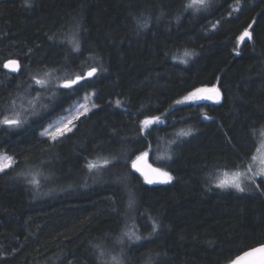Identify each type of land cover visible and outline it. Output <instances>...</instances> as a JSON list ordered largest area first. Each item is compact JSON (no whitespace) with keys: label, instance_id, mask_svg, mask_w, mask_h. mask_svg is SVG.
Here are the masks:
<instances>
[{"label":"trees","instance_id":"1","mask_svg":"<svg viewBox=\"0 0 264 264\" xmlns=\"http://www.w3.org/2000/svg\"><path fill=\"white\" fill-rule=\"evenodd\" d=\"M230 2L212 0L207 13L180 15L182 0H34L32 8L24 0H0V62L16 58L22 66L18 75L0 68V105L35 95L38 86L29 89L35 74L52 70L60 78L50 85L55 99L48 109L21 129L0 128V153L17 162L0 174V264H96L92 244L126 230L119 216L108 214L111 200L123 212L130 192L139 211H150L164 227L143 246L125 248L126 264H145L149 256L152 264H231L264 244V196L213 186L237 151L252 149L250 127L264 124V0H246L238 18L227 16ZM161 10L158 22L136 30L134 16L154 18ZM249 24L253 40L245 39L237 56V39ZM75 31L81 53L71 50ZM53 34L55 42L48 39ZM185 48L198 54L187 66L169 59ZM94 65L107 71L92 88L72 93L54 86ZM212 86L221 91L220 103L175 104L195 88ZM92 92L98 107L63 142L40 135ZM117 99L126 110L115 106ZM205 113L212 119L204 120ZM152 115L166 123L148 137V158L154 167L165 165L170 183L148 185L130 166L146 150L139 120ZM189 128L191 136H176ZM169 150L172 160L159 159ZM98 154L115 157L117 165L103 177L85 167V158ZM27 170L39 173L38 190L20 175ZM116 176L124 182L113 184ZM131 216L129 228L142 223L136 212Z\"/></svg>","mask_w":264,"mask_h":264},{"label":"snow or ice","instance_id":"2","mask_svg":"<svg viewBox=\"0 0 264 264\" xmlns=\"http://www.w3.org/2000/svg\"><path fill=\"white\" fill-rule=\"evenodd\" d=\"M24 6L32 8L34 6V0H24ZM212 6V0H182L180 15L183 13H190L192 15L197 13H207ZM247 6L246 0H231L227 16L231 18L233 17V14H237L238 18V14L245 10ZM180 15L176 17L177 22L180 19ZM163 16V10L160 11V15L155 16L154 18L151 14L145 15L143 13L134 16L133 19L135 21L136 30L138 32L146 31L152 24L153 19L158 22ZM251 23L254 24L255 21L253 20ZM219 24L220 20L217 19L211 24L209 30L215 32L219 27ZM74 27L78 29L79 25L76 24ZM250 29L251 24L245 28L237 39V48L234 49L237 56L240 55L238 46L244 43L245 39L249 42L253 40V33ZM48 39L55 42L56 34L49 36ZM60 42L64 43V41ZM70 45L73 52L81 53L78 31L73 33ZM166 55H168V53H166ZM196 55L198 54L193 50L185 48L183 49L182 54H173L169 56V59L173 60L176 64L187 66ZM89 59H91V57H89ZM0 68L7 69L9 73L22 72L21 62L16 58H8L0 62ZM105 71H107V69L103 68V65L89 66L87 70L82 69L81 73L75 74L72 78L64 79L62 82H59L54 86L71 90L72 93L86 91L94 86L95 81L99 79L100 75ZM53 79L59 80L60 78H54L52 70H45L42 74L38 73L31 77L32 83L29 84V89L33 88V84L38 87L33 89L36 94L32 99L27 100V106H25L23 99L19 96L15 98L9 97L7 105H0V128L5 130L21 129L28 123L30 117L38 116L41 109L46 110V104L41 102L38 108L34 101H40L39 89L50 91L49 85L52 83ZM53 95H55V93H53ZM91 95L95 96L96 93L92 92ZM46 99L51 100V97H46ZM85 99H88V97L85 96ZM221 99L222 94L218 87H198L188 92V94L181 99H177L175 104L181 105L185 103H196L199 101H214L215 103H220ZM18 100L21 101L19 107L24 115L23 119L21 118V111L17 110ZM115 106L118 108L123 107L126 110V105L120 99L115 101ZM91 107L95 108L98 107V105L93 103ZM90 110L91 109L87 105L80 104L79 110H76L74 116L70 118L65 117L51 125L50 128H45L40 135L42 137L46 136L52 143L63 142V138L73 132L74 121L79 120L82 116H86ZM9 112H11V118L8 114ZM161 115L166 117L168 113H162ZM161 115L145 116L143 119L139 120L136 131L139 136L144 138L143 143L146 145V150L140 151L139 154L135 155V158L130 161L131 169L136 173H139L148 185L158 182L170 183L173 179L167 171L163 170L165 165L153 167L152 164L147 162L149 152L151 151V143L148 141V137L151 136L154 131H157L161 125L166 123V120L162 119ZM203 119L211 120L212 117L205 113ZM192 134V129L189 128L181 129L176 133V136L179 138H186ZM249 135L253 142L252 149L247 155H241L238 151L236 152L237 159L233 162L231 167L223 169L222 177L215 179L213 185L215 188L222 191L231 190L242 195L247 194L250 191H257L260 195L264 196V188L261 187L264 185V124L259 126L252 125L249 130ZM172 143H176V140L173 139ZM229 143H231L230 138ZM233 150L236 151L235 145H233ZM159 159L166 161L172 160L171 150L159 157ZM16 166L17 162L14 155L0 153V174L6 173V170L8 169H14ZM85 167L89 174L103 177L106 172H110L112 168L117 167V165L115 163V157L98 154L96 158L92 160L85 158ZM38 174L39 173L34 174L31 170H27L20 175L23 176L25 183L32 186L33 190H38L42 186L41 180L36 178ZM111 182L120 185L124 182V178L116 176ZM84 185L87 186V181L84 182ZM109 199L111 200V198ZM133 212L138 214L142 223L133 225L129 228L127 221L133 218L131 216ZM108 214L119 216L120 222L124 224L126 230L122 231L119 236H116L110 241L108 239L110 234L106 233L100 237L96 243L92 244V255L96 264H126L125 248H130L132 245L143 246L142 242L151 241L153 237H156L163 230L164 227L150 211H139L136 196L131 192L127 195L126 209L123 212H121L120 208L116 206L115 200H111V208ZM141 226L144 227L143 232L140 230ZM108 243L112 244L111 249L108 248ZM117 248L119 249L118 251ZM114 252L116 254H113ZM249 257L254 258L250 261V264H264V244L244 252L242 256H238L236 260L231 262V264H239V261ZM145 264H152L151 256L148 257Z\"/></svg>","mask_w":264,"mask_h":264},{"label":"rangeland","instance_id":"3","mask_svg":"<svg viewBox=\"0 0 264 264\" xmlns=\"http://www.w3.org/2000/svg\"><path fill=\"white\" fill-rule=\"evenodd\" d=\"M55 80V79H54ZM53 80V81H54ZM52 83H50V85H51ZM50 85H49V89H51V87H50ZM45 92H41V94H40V101H34L36 104H37V107L39 108V105H40V103L41 102H43L44 104H46V103H51V102H53L54 101V99H55V95H52V94H50V91L49 90H44ZM34 95H32L30 92H27V93H25L24 95H23V97H22V99H23V101H24V104H25V106H27V100H29V99H32V97H33ZM46 97H51V100H48V99H46ZM88 97V99H85V97L82 99V100H80V101H78V102H76L67 112H66V114H64L63 116H61V117H59L58 119H56L55 121H53L51 124H49L46 128H50V126L51 125H53V124H55V123H57L58 121H60V120H62V119H64L65 117H72V116H74L75 115V112H76V110H79V106H80V104H84V105H87L91 110L88 112V114L87 115H89L92 111H94L95 110V108H92L91 106H92V104L94 103V96H92V95H88L87 96ZM203 102H214V101H199V102H196V103H203ZM47 105V108L46 109H48L49 108V105L50 104H46ZM17 110H20L21 112H22V110L21 109H17ZM42 110V109H41ZM40 110V114H42V111ZM39 114V115H40ZM38 115V116H39ZM86 115V116H87ZM35 117H37V116H32V117H30L29 119H32V118H35ZM85 116H82L79 120H76V121H74V128H75V126H76V124H77V122L78 121H80L82 118H84ZM73 128V129H74ZM44 138H46V139H48L46 136H44ZM222 177V174H221V176H219V178H221ZM214 178V177H213ZM229 191H231V190H229ZM253 191H250L249 193H252Z\"/></svg>","mask_w":264,"mask_h":264},{"label":"water","instance_id":"4","mask_svg":"<svg viewBox=\"0 0 264 264\" xmlns=\"http://www.w3.org/2000/svg\"><path fill=\"white\" fill-rule=\"evenodd\" d=\"M7 72H8V70L7 69H5ZM10 74H12V75H18L19 73H10ZM149 164H151L150 163V161H149V158H148V161H147ZM153 166V165H152ZM154 167V166H153ZM158 184H162V183H154V184H152V185H158ZM258 247V246H257ZM250 250V249H249ZM248 251V250H247ZM246 252V251H245ZM244 253V252H243ZM243 253H241L239 256H242L243 255ZM237 258V257H236ZM236 258H235V260H236ZM254 258H252V257H249V258H246V259H244V260H241V261H239V264H250V261L251 260H253Z\"/></svg>","mask_w":264,"mask_h":264}]
</instances>
